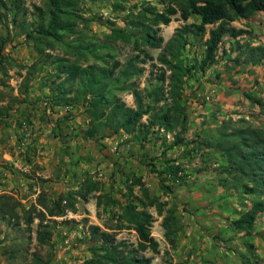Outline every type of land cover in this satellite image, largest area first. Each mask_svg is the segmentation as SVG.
<instances>
[{
  "label": "rangeland",
  "instance_id": "rangeland-1",
  "mask_svg": "<svg viewBox=\"0 0 264 264\" xmlns=\"http://www.w3.org/2000/svg\"><path fill=\"white\" fill-rule=\"evenodd\" d=\"M21 2L18 9H0V193L12 195L24 209L35 203L40 194L52 200L62 197L72 207L62 216L51 217L52 236L42 246L35 239L36 221L29 232L23 224L11 226L0 219V264H82L91 256L87 224L103 228L104 224H115L121 212L119 205L105 204V199L111 196L124 204L133 175L141 177L150 196L165 203L161 215L154 208L148 209L155 218L151 234L159 243V252L144 254L152 257L153 264H261L258 249L262 242L257 240L260 235L252 233L255 228L249 233L237 232L231 223L250 205L251 199L242 193L243 181L237 180L233 173L224 172L225 156L216 149L198 147L195 143L163 151L172 141L173 133L162 130L149 133L143 144L124 131L104 138L86 137L89 121L85 114L86 98L74 106L53 103L52 90H61L62 87L57 88L61 79L55 78L56 67L44 62L45 58L38 53L39 44L28 39L24 32L34 26L33 21L40 20L33 5L44 7V0ZM110 4L108 0L100 3L81 0L77 10L86 21L79 23L78 36L83 43H92L97 53L111 54L125 63L136 52L131 42L107 37L111 28H124L139 36L143 30L127 22L139 19L135 14L149 4L163 10L166 3L130 0L124 11H113ZM13 14L16 21H12ZM198 21L192 15L187 23ZM184 23L177 14L168 25H161L164 43ZM248 32L254 35L253 31ZM206 37L207 34L202 40ZM73 38L69 36L66 41ZM189 38L193 44L186 48V57L199 59L203 46L198 39ZM241 44L244 46L245 42ZM149 51L156 58L160 49ZM43 52L44 56L49 54L50 61L62 56L75 58L69 47L59 42L43 47ZM88 62L101 64L92 56ZM145 66L146 72L138 79L140 88L146 86L149 78V62ZM209 85L211 67L202 74L195 73L184 85L188 140L199 143L216 134L223 120L232 129L263 124L262 109L255 112L242 107L239 115H253L243 123L240 122L243 117L211 114V95L209 100L203 96L204 91H211ZM118 94L127 105H133V97L127 91ZM165 160L182 168L179 171L182 179L163 175L164 184L171 186L169 192L163 191L158 173L151 169L153 165L160 171ZM137 188L134 187V194L139 195ZM98 196H102L99 206ZM169 208L174 210L179 227L173 235L174 245L168 242L162 226ZM117 237L136 242L133 230H121ZM37 257L42 263L36 261Z\"/></svg>",
  "mask_w": 264,
  "mask_h": 264
},
{
  "label": "trees",
  "instance_id": "trees-1",
  "mask_svg": "<svg viewBox=\"0 0 264 264\" xmlns=\"http://www.w3.org/2000/svg\"><path fill=\"white\" fill-rule=\"evenodd\" d=\"M80 1L44 0V7L33 5V11L40 20L33 21L34 26L24 31L28 39L39 44L36 49L45 58L44 62L56 67L55 78L61 79L57 84V88L62 87L61 90H52L53 103L74 106L86 98L85 114L89 119L86 137L99 135L104 138L124 131L133 134L135 141L143 144L149 133L162 130L173 133L172 141L165 144L163 151L195 143L198 147L221 152L227 161L224 172L233 173L237 180H242V193L251 199L250 205L231 223L237 232L249 233L254 228L257 216L264 212V123L258 127L247 124L232 129L226 126L229 122L223 120L216 134L203 138L199 143L195 139L188 140L185 136L187 96L184 85L188 78H192L195 73L202 74L223 53H227L223 47L219 52L226 35L235 39L234 47L244 55V60L252 64H264V45L245 42L242 46L236 37L250 32L231 25L232 21L246 19L255 11H264V0H162L166 3L163 10H157L149 4L135 14L139 19L127 22L133 28L142 29V34L133 36L124 28L112 27L107 35L114 40L132 43L136 53L125 63L111 54L97 53L90 42L83 43V39L78 36V25L86 19L78 13ZM91 1L100 3L106 0ZM108 1L113 11H124L130 0ZM21 5V0H0V9H18ZM16 14H13L12 21H16ZM177 14L185 23L175 28L172 37L164 43L161 25H168ZM192 15L197 16L199 21L187 23ZM208 25L211 28L207 29ZM205 34L207 37L202 40ZM69 36H74L73 40L66 41ZM189 36L198 39L203 46L199 59L186 57V48L193 44ZM52 42L66 44L75 56L74 60L62 56L50 61L49 54L44 56L43 47L51 46ZM150 49H160L156 58ZM89 56L101 61V64L88 62ZM148 62L149 78L146 86L140 88L138 79L146 72L145 65ZM123 91L132 95V106L127 105L118 94ZM244 96L260 104L257 98L247 92H244ZM151 169L158 173L164 192H169L171 186L164 184L166 177L163 175L175 179L183 177L179 174L181 165L171 160H165L164 168L160 171L153 165ZM135 186L138 187L139 195L134 194ZM127 191L129 197L124 200V204L111 196L105 199V204L119 205L121 212L115 224H104L103 228L85 222L92 245L89 246L90 258L82 264H153L152 257L144 254L146 251L153 254L159 252V243L151 234L155 218L148 209L154 208L161 215L165 203L149 195L139 176L133 175ZM101 198L98 196L97 206ZM64 200L62 197L47 199L40 194L35 203L24 209L12 195L0 193V219L11 226L23 224L29 232L36 221L34 233L37 244L46 245L52 236L51 217L62 216L72 207ZM167 211L162 226L168 242L174 245L173 235L179 227L174 210L169 208ZM124 229L135 232V243L125 238L118 239V232ZM36 261L42 263L39 257Z\"/></svg>",
  "mask_w": 264,
  "mask_h": 264
},
{
  "label": "crops",
  "instance_id": "crops-1",
  "mask_svg": "<svg viewBox=\"0 0 264 264\" xmlns=\"http://www.w3.org/2000/svg\"><path fill=\"white\" fill-rule=\"evenodd\" d=\"M231 25L253 31V36L248 33L237 36L236 40L240 43L250 42L251 45H264V11H255L246 19L232 21ZM234 43L233 37L224 36L219 52L223 47L227 53H221L217 62L211 65V85H209L211 91H204L203 96L209 100L211 95V114L217 116L221 113L234 116V118L243 117L240 120L243 123L253 115L249 113L239 115L242 107L253 109L255 112L259 109L264 111V64H252L244 60V55L235 49ZM244 92L257 98L260 104L251 102L244 96ZM254 228L252 233L256 236L260 235V239L257 240L262 242L258 251L262 259L261 264H264V212L257 216Z\"/></svg>",
  "mask_w": 264,
  "mask_h": 264
}]
</instances>
